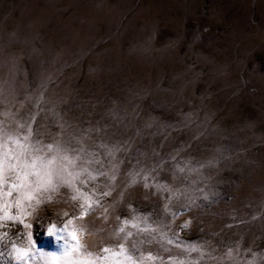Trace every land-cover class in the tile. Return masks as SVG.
<instances>
[{
    "label": "rangeland",
    "instance_id": "1",
    "mask_svg": "<svg viewBox=\"0 0 264 264\" xmlns=\"http://www.w3.org/2000/svg\"><path fill=\"white\" fill-rule=\"evenodd\" d=\"M56 142L95 201L73 221L93 258L264 264V0H0V217L20 199L32 225L0 219V264L29 239L45 264L48 226L79 215L67 187L22 199L8 167Z\"/></svg>",
    "mask_w": 264,
    "mask_h": 264
},
{
    "label": "snow or ice",
    "instance_id": "2",
    "mask_svg": "<svg viewBox=\"0 0 264 264\" xmlns=\"http://www.w3.org/2000/svg\"><path fill=\"white\" fill-rule=\"evenodd\" d=\"M25 139H27V136ZM46 147L48 149L49 155L33 156L31 155L33 148L27 144H21L19 145V151L14 149L13 155L7 157L9 161L13 159L16 161V164L10 163L8 165L9 169L15 171V168L18 166L23 173L22 175L20 172L16 173L17 179L21 181V184L16 187H23L26 189L22 193V199L28 201L36 200L37 203H39V197L44 193L56 194L59 188L67 187L69 189H73L76 193L75 195L71 196V200L76 201L79 197L84 201L83 203H80L79 215H73L67 219L61 228L57 229L55 225L48 226L47 234L50 236L54 235L58 241L64 240V243L59 246L58 251L40 252V256L45 260V264H97L98 261L99 264H108L111 257L124 255L125 249L123 242H121L118 245L120 248L119 253L112 252L110 248L101 246L99 247L95 258H93L94 254L88 251L87 242H82L81 240L83 231L80 228L73 226V221H82L85 215L89 212L92 203H95V201L89 202V197L85 193L75 189L74 182L78 179L80 173L70 171V166H74L76 159H78V155L69 159L67 155L68 150L62 148L59 142H56L55 145L48 144ZM35 151L38 153L40 149L35 148ZM26 154L30 156V162L29 160L21 159V157ZM85 171L86 169H81V172ZM88 175L91 177V173H88ZM103 175L107 174L104 173ZM110 179H115V176L113 175L110 177ZM81 183L83 182L81 181ZM134 183V178L129 181V184ZM145 187H147V185H145ZM108 194V192L103 193L105 196ZM16 204L17 215L9 216L8 213L5 212L4 215L0 217V219L11 220L13 222L19 221L25 229H30L32 225L30 223L24 222V216L27 215V213L21 206L20 199L16 201ZM26 207L32 208L34 205L29 203ZM135 219L136 217H133V220ZM121 223L124 222L122 221ZM132 226L135 227L136 225L133 224ZM0 227H3V225H0ZM117 231H123V229L120 228L117 229ZM128 235H131V233L125 235L124 239H127ZM9 240L10 237H8L7 233H0V241H3L6 246L8 245ZM28 244L29 247L25 248L18 247L15 242L11 243L8 255L16 262V264H29L30 249H34L35 245L31 243L30 239L28 240ZM91 247L95 248L97 246L92 244ZM2 256L3 253L0 252V257ZM125 259L128 260V264H134V261L131 259V257H125ZM112 264H119V262L112 261Z\"/></svg>",
    "mask_w": 264,
    "mask_h": 264
}]
</instances>
